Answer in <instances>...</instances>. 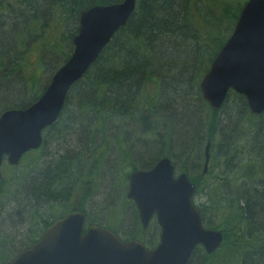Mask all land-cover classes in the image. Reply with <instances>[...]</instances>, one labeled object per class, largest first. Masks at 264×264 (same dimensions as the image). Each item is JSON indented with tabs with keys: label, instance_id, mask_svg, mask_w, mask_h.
I'll return each mask as SVG.
<instances>
[{
	"label": "trees",
	"instance_id": "obj_1",
	"mask_svg": "<svg viewBox=\"0 0 264 264\" xmlns=\"http://www.w3.org/2000/svg\"><path fill=\"white\" fill-rule=\"evenodd\" d=\"M117 1L0 0V114L37 100L50 80L39 89L41 70L53 74L69 57L83 9ZM244 2L136 0L127 23L72 85L58 120L47 129L56 136L65 134L68 146L75 142L78 152L66 148L37 171L31 168V177L4 173L0 179V199L7 200L0 204V231L9 237L0 240V264H8L72 207L90 223L117 232L124 223L122 213L115 211L119 217L113 226L111 218L103 223L105 214L98 213L103 201L95 218L84 207L94 191L88 178L97 186L103 182L102 196L108 199L127 184L125 168L148 170L161 157L176 168L187 153L179 171L189 174L202 167L197 147L207 140L210 164L204 176L199 172L190 177L193 201L204 227L220 231L222 242L210 254L195 247L187 264H264V112L252 115L245 99L232 92L214 110L198 90ZM34 55L38 61L29 65ZM36 67L41 69L38 75ZM107 141L113 142L115 160L105 158ZM41 148L27 152L19 164ZM123 187L122 205L130 203ZM77 193L79 203H74ZM132 216L137 222L136 212ZM137 224L123 236L141 240Z\"/></svg>",
	"mask_w": 264,
	"mask_h": 264
},
{
	"label": "water",
	"instance_id": "obj_2",
	"mask_svg": "<svg viewBox=\"0 0 264 264\" xmlns=\"http://www.w3.org/2000/svg\"><path fill=\"white\" fill-rule=\"evenodd\" d=\"M134 9L135 0H122L81 12L72 52L37 100L24 109H7L0 114V165L3 159L17 165L26 152L41 146L42 132L57 121L72 85L83 77ZM199 89L211 109H219L228 90H233L246 98L252 115L264 112V0L244 3ZM204 155L203 174L209 142ZM194 189L184 173L174 176L167 157L161 158L148 170L131 172L126 193L143 228L155 217L160 235L154 249L145 250L135 240L121 242L96 225L84 230V214L72 211L50 224L10 264H187L198 245L210 254L222 241L219 231L203 226L191 200Z\"/></svg>",
	"mask_w": 264,
	"mask_h": 264
},
{
	"label": "rangeland",
	"instance_id": "obj_3",
	"mask_svg": "<svg viewBox=\"0 0 264 264\" xmlns=\"http://www.w3.org/2000/svg\"><path fill=\"white\" fill-rule=\"evenodd\" d=\"M223 1H226V3H230V4L232 3L234 5H237V4H241L243 1H246V0H223ZM63 50L64 51H62V52H66L67 48H63ZM29 59L33 61L29 65H33L34 62L38 61V56L37 55L36 56L35 55L30 56L28 58V60ZM40 70H41L40 67H36L34 69V71H35L34 74L38 75L40 73ZM41 71H42V74H41L39 81H38L39 89L42 88L44 86V84L47 83L48 79L51 76L50 70H45V71L41 70ZM38 86L36 87V89L38 88ZM202 110L198 109L199 112H202ZM54 131L55 130L53 129L51 131L46 130L44 132V134H43L44 145L42 146V149H40V151L29 153V155H27L25 157V159H23V161L18 166L13 167L12 169H8L7 167H4L3 172L6 173V175L10 176V177H14V175H19V176H23V177L24 176L31 177L35 173V171H37L38 168L43 163H48L51 159H55V157H58V156L64 154L66 151V148H72L73 147L75 142L70 143V145L68 146V142H67L68 140H66L67 138H65L66 137L65 134H64V136L63 135L56 136V134H53V133H55ZM75 141H77V140H75ZM130 142L133 143L132 139ZM77 143H78V141H77ZM105 147L107 150L105 152V158H107V159L111 158V159L115 160L116 152H114V148H112L113 142L107 141ZM204 148H205V144L203 142L202 144H200L197 147V152L199 154L203 155ZM210 151L212 152V150L209 147V153H210ZM213 151L216 153L218 150L216 147H214ZM89 154H90V152H86L87 156ZM186 157H187V153L183 155V158L180 157L177 160V164H176L177 166L175 168L176 174H180L179 167L182 164V161ZM191 160H192V156H191ZM192 161H194L195 166L199 165V163H200V160L197 158H195ZM203 162H204V157H203ZM203 165H204V163L202 164V167H199L200 170H196L194 172L189 173L190 177H193V176L199 174V172L201 173L203 171V168H204ZM31 168H37V169L33 172ZM129 170H130V168H125V170H123L122 173L123 172L127 173ZM87 183L90 184V187H91V185L93 186L94 191L92 189L90 190V193H92L91 198L89 200H87L84 207L90 208L92 210V214L95 218V217H97V212H95L97 207H98L97 204L100 203L101 201H103L105 203V207H102V209L98 210V213L105 214V218L103 220V223H106V224L108 223V221H107L108 217L111 218L112 222H114V219L116 217H119L118 216L119 213H117V212H120V215H121V213L124 215V223H123V225H121L122 228H125V229H123V231L125 233L127 231H129V224L133 223L132 222V217H133L132 213L134 211V208L131 206L130 203H125L123 205L119 203L118 200L122 199V193L120 194V190L122 189L123 186L120 187V190H118V192L114 193V196H112V198L108 197V199H105V196H102V193L104 191V187L102 184L103 182H99L100 184L97 186L93 180L88 178ZM126 186H127V184L125 183V185L123 187L124 189L122 190L123 196L125 195L126 190H127ZM80 188H81V186H80ZM78 196H79V194L77 193L75 200L73 201L74 203H79L78 202L79 201ZM6 202H7V200L5 198L0 199L1 205H3V206L6 205ZM11 204L13 206V200H12V202H10V205ZM105 208H106V210H105ZM93 209H94V211H93ZM116 210H117V212H115ZM129 212H130V215L128 216ZM114 224H115V222L113 223V226H114ZM26 229L28 230L27 227H26ZM27 230L25 231V233L27 232ZM117 230L119 231V227H117ZM130 230H133V229L131 228ZM152 234H153V225H152V223H150L149 227L147 228V231L145 233H140V237L144 240L146 238H149V236H151ZM0 240H2L3 242H7L6 240H9L7 233L2 231V230L0 231ZM7 248H9V247H7Z\"/></svg>",
	"mask_w": 264,
	"mask_h": 264
},
{
	"label": "flooded vegetation",
	"instance_id": "obj_4",
	"mask_svg": "<svg viewBox=\"0 0 264 264\" xmlns=\"http://www.w3.org/2000/svg\"><path fill=\"white\" fill-rule=\"evenodd\" d=\"M111 2V0H108V2ZM122 0H118L117 2H113V3H103V5H111V4H116V3H120ZM135 2H136V0H135ZM95 5H99V4H93V5H90L89 7H87V8H85V9H83L81 12H83V11H85V10H87V9H89L90 7H92V6H95ZM133 14V13H132ZM129 20V19H128ZM127 20V21H128ZM127 23V22H126ZM78 26H79V23H78ZM123 27V26H122ZM122 27H120V28H122ZM119 28V29H120ZM118 29V30H119ZM78 31V30H77ZM116 34V33H115ZM114 34V35H115ZM113 35V36H114ZM112 36V37H113ZM229 37V36H228ZM73 38V37H72ZM228 39V38H227ZM226 39V40H227ZM72 40V39H71ZM226 42V41H225ZM71 43H72V41H71ZM225 44V43H224ZM223 47V46H222ZM221 47V48H222ZM220 51V50H219ZM218 51V52H219ZM235 93V94H237V95H240V96H242L245 100H243L242 102H244V103H246V105H247V100H246V98L243 96V95H241V94H239V93H237V92H234L233 90H228V92H227V94H226V97H225V99H224V102H223V104L224 103H227L226 102V99H227V96H228V94L229 93ZM206 102V101H205ZM229 102H232V99L229 101ZM228 102V103H229ZM207 103V102H206ZM240 103H241V101H240ZM223 104L221 105V107L223 106ZM221 107L219 108V109H221ZM248 107V106H247ZM218 110V109H217ZM250 111V110H249ZM52 126V125H51ZM50 126V127H51ZM49 128V127H48ZM48 128H46L44 131H43V133H42V145L40 146V147H42L43 145H44V139H43V134H44V132L48 129ZM207 142H209V146H210V141L209 140H207L204 144H205V146H206V143ZM42 149V148H41ZM204 153H205V148H204V152H203V157H204V159H205V155H204ZM157 162V161H156ZM209 162H210V153H209V161H208V163H207V171H208V166H209ZM204 163V162H203ZM19 165V164H18ZM18 165H9L6 161H5V159H3V162L1 163V165H0V179L1 178H3L5 175H4V172H3V169H4V167H7L8 169H12L13 167H16V166H18ZM206 171V172H207ZM201 174V177L202 176H204L206 173H200ZM193 197H194V195H193ZM125 199L126 200H128V202H130V204H131V206L134 208V213L136 212V214H137V222H135V221H133V223L132 224H129V232H131V231H133L134 230V228L136 227V223H138L137 224V226L139 225L140 226V231H141V233H145L146 231H147V228L149 227V225H150V223H152V225H153V234L151 235V236H149V238H146V239H142L141 238V240H135V239H128L127 237H124L123 235V233H125L124 231H123V229H125V228H122V226L121 225H119V231H117V232H115V231H110L109 229H107L108 231H110V232H112L114 235H116L118 238H119V240L120 241H127V240H135V241H137V242H140L142 245H143V247H144V249L145 250H152V249H154L156 246H157V244H158V240H159V235H160V228H159V226H158V224H157V222H156V219H155V217L154 216H152L150 219H149V221H148V224L146 225V227H142V225H141V223H140V221H139V216H138V213H137V210H136V208H135V206H134V203L131 201V200H129V199H127V197H126V193H125ZM119 201V203L121 202V199L120 200H118ZM79 202V201H78ZM73 209L71 210V211H69V212H72V211H79V210H77L78 209V207L76 206V207H72ZM68 212V213H69ZM80 212H82V211H80ZM67 213V214H68ZM83 213V212H82ZM84 214V213H83ZM66 215V214H65ZM64 215V216H65ZM63 216V217H64ZM107 216V215H106ZM62 218V217H61ZM109 218V217H108ZM58 219H60V218H58ZM58 219H55L54 221H56V220H58ZM54 221H52L50 224H52ZM50 224L49 225H47L39 234H38V237H37V239L34 241V242H36L41 236H42V234H43V232H44V230L48 227V226H50ZM90 225H96V226H98V224H96V223H90V221H89V219L88 218H86L85 217V214H84V230H86L87 229V227H89ZM99 227V226H98ZM133 229V230H130V229ZM154 235H155V240H154V242H152V240L154 239ZM33 242V243H34ZM32 243V244H33ZM32 244H30L28 247H30ZM7 244H6V246H4V247H6L7 248ZM27 249V248H26ZM23 250H25V249H23ZM22 250V251H23ZM21 251V252H22ZM20 253V252H19ZM18 253V254H19ZM17 254V255H18ZM16 255V256H17ZM16 256H14V257H12V259H11V261L10 262H8L7 261V263L8 264H10L11 262H12V260L16 257Z\"/></svg>",
	"mask_w": 264,
	"mask_h": 264
},
{
	"label": "bare ground",
	"instance_id": "obj_5",
	"mask_svg": "<svg viewBox=\"0 0 264 264\" xmlns=\"http://www.w3.org/2000/svg\"><path fill=\"white\" fill-rule=\"evenodd\" d=\"M99 5H103V4H99ZM78 33V31L76 32V34ZM75 34V35H76ZM74 35V36H75ZM73 36V37H74ZM111 40V39H110ZM110 40H109V42H110ZM108 42V43H109ZM107 43V44H108ZM106 47V46H105ZM217 55V54H216ZM215 55V56H216ZM215 56H214V58H215ZM214 58L212 59V61L214 60ZM212 61H211V63H212ZM211 63H210V65H211ZM210 65H209V68H208V70L201 76V78H200V80H199V82H198V90H199V93H200V95H201V98L203 99V96H202V94H201V92H200V89H199V84H200V82H201V80L203 79V77L206 75V73L209 71V69H210ZM204 100V99H203ZM205 101V100H204ZM200 121V120H199ZM70 150H71V152L70 153H73V152H78V151H76L77 150V148H76V146H74L73 145V147L72 148H70ZM75 150V151H74ZM161 158H164V157H161ZM160 158V159H161ZM136 170H145V169H141V168H135V169H130L127 173H125V175L127 176V179H128V176H129V174L131 173V172H133V171H136ZM185 175H186V177L188 178V180L193 184V182L191 181V179H190V175L189 174H187L186 172H183ZM261 182L260 181H255L254 182V186H258L259 184H260ZM126 189H128V185L126 186Z\"/></svg>",
	"mask_w": 264,
	"mask_h": 264
}]
</instances>
